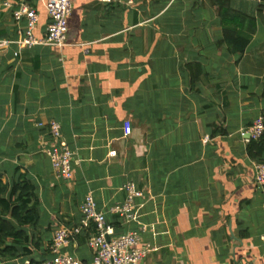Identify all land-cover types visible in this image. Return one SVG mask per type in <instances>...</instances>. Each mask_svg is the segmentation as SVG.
I'll use <instances>...</instances> for the list:
<instances>
[{
  "label": "crops",
  "instance_id": "0c3cea01",
  "mask_svg": "<svg viewBox=\"0 0 264 264\" xmlns=\"http://www.w3.org/2000/svg\"><path fill=\"white\" fill-rule=\"evenodd\" d=\"M23 1L45 39L48 0H0V42L24 34ZM132 2L77 0L62 48H0V176H25L37 208L20 227L29 240L1 264H46L60 229L75 234L61 252L93 264L80 211L90 194L117 236L145 230L144 264H264L260 162L242 135L264 119V3ZM50 121L74 153L70 182L44 153L38 124ZM128 182L143 197L123 224L111 210Z\"/></svg>",
  "mask_w": 264,
  "mask_h": 264
},
{
  "label": "built area",
  "instance_id": "2783aa9c",
  "mask_svg": "<svg viewBox=\"0 0 264 264\" xmlns=\"http://www.w3.org/2000/svg\"><path fill=\"white\" fill-rule=\"evenodd\" d=\"M77 0H48L46 4L49 23L46 28L44 40L35 37V30L40 19L37 11L26 1L19 5L13 12V18L17 23L26 22L24 34L16 42H0V48L10 44H16L19 51L33 48L37 45H47L62 48L66 45L68 34V19L72 14L73 4ZM105 5H131L132 0H98ZM257 4H263L264 0H252ZM7 7L8 4H5ZM15 53V56H18ZM48 126L50 140L44 147V153L51 161L57 178L66 182L73 179L74 153L68 143L63 140L61 124L57 121H50L47 124L40 123L39 127ZM264 134V119H258L249 130L243 132L245 142L249 144L252 140H258ZM254 183L257 188L264 189V162L255 165ZM126 199L123 204L112 208L111 212L118 215L123 224H130L135 220L136 200L143 197V193L133 182L125 185ZM83 216V226L91 229L89 247L94 252L93 264H144L145 257L151 252L147 246L141 245V233L145 230L132 231L116 235L115 230L107 222L106 215L97 210L94 197L86 196L80 206ZM75 234L67 229H60L56 232L53 240L54 258L46 264H82L72 255L62 253L61 250L67 247Z\"/></svg>",
  "mask_w": 264,
  "mask_h": 264
},
{
  "label": "trees",
  "instance_id": "16d2710c",
  "mask_svg": "<svg viewBox=\"0 0 264 264\" xmlns=\"http://www.w3.org/2000/svg\"><path fill=\"white\" fill-rule=\"evenodd\" d=\"M247 152L252 160L264 162V134L249 142ZM36 210L34 187L25 176L18 175L12 185L0 176V264L5 258L17 256L19 245L29 240L20 227L28 224Z\"/></svg>",
  "mask_w": 264,
  "mask_h": 264
}]
</instances>
